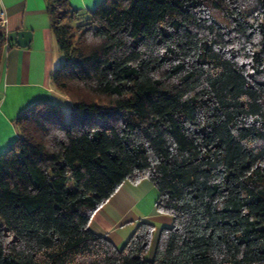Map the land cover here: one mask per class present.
<instances>
[{
	"label": "trees",
	"instance_id": "1",
	"mask_svg": "<svg viewBox=\"0 0 264 264\" xmlns=\"http://www.w3.org/2000/svg\"><path fill=\"white\" fill-rule=\"evenodd\" d=\"M46 9L61 98L23 110L0 153V264H264V0ZM6 42L0 26V61ZM143 179L173 218L151 258L152 224L120 246L89 226Z\"/></svg>",
	"mask_w": 264,
	"mask_h": 264
},
{
	"label": "crops",
	"instance_id": "2",
	"mask_svg": "<svg viewBox=\"0 0 264 264\" xmlns=\"http://www.w3.org/2000/svg\"><path fill=\"white\" fill-rule=\"evenodd\" d=\"M79 17L87 18L101 0H68ZM4 12L2 26L10 45L3 48L0 61V153L19 136L17 117L38 101L58 100L52 75L63 60L50 25L46 0H0ZM29 30L25 46L16 44L17 31ZM158 192L153 183L143 179L125 181L90 218V228L107 237L114 245L123 244L140 222L155 226V238L162 227H169L172 216L156 210Z\"/></svg>",
	"mask_w": 264,
	"mask_h": 264
},
{
	"label": "rangeland",
	"instance_id": "3",
	"mask_svg": "<svg viewBox=\"0 0 264 264\" xmlns=\"http://www.w3.org/2000/svg\"><path fill=\"white\" fill-rule=\"evenodd\" d=\"M63 108H64V112H65V119L68 118V114H69V108H68V103L65 101V103L63 104ZM68 186L73 188L74 185L72 183L71 180L68 181ZM156 238H153L151 243H150V246H149V249L147 250V252L145 253V257L146 258H151L154 254V251H155V245H156Z\"/></svg>",
	"mask_w": 264,
	"mask_h": 264
},
{
	"label": "water",
	"instance_id": "4",
	"mask_svg": "<svg viewBox=\"0 0 264 264\" xmlns=\"http://www.w3.org/2000/svg\"><path fill=\"white\" fill-rule=\"evenodd\" d=\"M31 38V32L29 30H18L16 44L20 46H25L29 43Z\"/></svg>",
	"mask_w": 264,
	"mask_h": 264
},
{
	"label": "built area",
	"instance_id": "5",
	"mask_svg": "<svg viewBox=\"0 0 264 264\" xmlns=\"http://www.w3.org/2000/svg\"><path fill=\"white\" fill-rule=\"evenodd\" d=\"M5 24V16H4V12L1 10L0 11V26L2 27ZM9 44L6 42L5 43V47H8Z\"/></svg>",
	"mask_w": 264,
	"mask_h": 264
}]
</instances>
